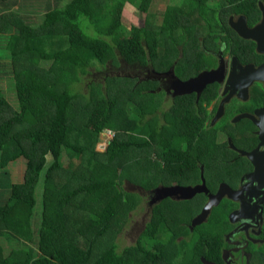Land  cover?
<instances>
[{
	"label": "trees",
	"instance_id": "1",
	"mask_svg": "<svg viewBox=\"0 0 264 264\" xmlns=\"http://www.w3.org/2000/svg\"><path fill=\"white\" fill-rule=\"evenodd\" d=\"M152 1L0 0V97L6 82L15 95V102L0 108V264H205L210 259L227 214L217 207L207 224L193 228L203 194L160 200L136 242L122 249L118 244L143 205L141 195L124 189L126 182L144 191L204 179L217 187L224 169L215 167L216 156L227 158L224 147L203 132L202 140L215 148L206 158L198 145L194 153L189 150L201 139V101L175 99L161 109L158 95L147 91L156 81L140 74L91 81L86 93L78 84L96 65L120 68L124 62L160 71L194 63L198 68L201 39L207 44L213 38L217 20L239 5L248 10L252 3V12L257 0H180L177 12L169 10L161 24L148 14ZM124 5L147 14L145 24L127 30ZM104 130L114 137L99 151ZM22 158L23 181L2 184L9 164ZM261 255L252 264H264V250Z\"/></svg>",
	"mask_w": 264,
	"mask_h": 264
},
{
	"label": "flooded vegetation",
	"instance_id": "2",
	"mask_svg": "<svg viewBox=\"0 0 264 264\" xmlns=\"http://www.w3.org/2000/svg\"><path fill=\"white\" fill-rule=\"evenodd\" d=\"M248 6L251 9L252 3ZM250 9L239 5L238 11L226 16L225 20H217L219 26L213 31V38L210 37L207 44L201 39L197 52L201 59L196 61L198 68L194 63L192 66L185 64L184 69L173 64L160 71L146 67L144 73L139 72L142 79L156 81L147 91L158 95L161 109L169 108L175 99L195 97L197 103L201 101L197 107L202 111L203 130L200 131L201 139L197 137L193 141L190 151L194 153L198 145L200 154L206 158L208 151L215 148V144H205L203 132L211 138L214 136L217 145L226 151L227 158L216 156L215 167L224 169L216 188L208 186L206 179L188 185L175 183L171 186L195 187L204 182L208 192L189 199L181 198L180 194L164 198L187 201L205 195L204 206L192 219L193 228L207 224L215 209L224 207L227 218L220 224L217 246H212L211 257L206 260L209 264H252L261 259L264 250V0H257L254 10L250 12ZM172 67L181 80L205 71L217 70L219 74L206 85L198 84L192 90L181 91L167 74ZM154 72L159 74L158 79L153 76ZM163 120L161 117V122ZM214 128L215 133L210 134ZM197 165L200 169L205 167L202 161ZM222 185L236 190V198L226 192L211 205L206 220L194 225L205 206L214 202ZM160 199L163 196L155 194L152 203Z\"/></svg>",
	"mask_w": 264,
	"mask_h": 264
},
{
	"label": "rangeland",
	"instance_id": "3",
	"mask_svg": "<svg viewBox=\"0 0 264 264\" xmlns=\"http://www.w3.org/2000/svg\"><path fill=\"white\" fill-rule=\"evenodd\" d=\"M70 0H62L63 3H66ZM219 0H211V4L217 3ZM180 0H153L149 9L148 14H151V20L155 24H161L166 18L169 10H171L172 14L176 13L180 4ZM39 8H37L36 12ZM43 12V11H42ZM147 14H142L135 6L124 5L122 7V23L127 30H130L132 27H140L145 24ZM174 15L170 17L172 20ZM150 35V34H149ZM122 62V61H121ZM146 71V67L140 65L134 66H126L124 62H122V66L120 68H115L112 65L108 64L106 68H101V66L96 65L91 68L89 73L83 76L82 81L78 84V90L82 92L88 91V85L93 82H103V79L106 76L112 75H137L139 72L144 73ZM6 87L5 97H0V108L9 104V102H15L14 91L9 85V82L4 84ZM8 85V88H7ZM10 87V88H9ZM105 131V130H104ZM107 133L108 138H112V134ZM106 139L103 142L98 143L97 149L99 151H103L105 148ZM50 159V156H49ZM10 175L9 178L12 181H20L24 177L25 172V160L19 159L15 162V164L10 165ZM124 189L129 192L138 193L143 197V205L141 209L139 208L131 215V221L126 226L122 234L118 237V244L120 249L130 246L134 244L142 232L143 228L147 224L150 218L151 208L155 203H152V199L155 194L153 192H146L139 187H134L130 183L126 182L123 185ZM10 247V246H8Z\"/></svg>",
	"mask_w": 264,
	"mask_h": 264
},
{
	"label": "water",
	"instance_id": "4",
	"mask_svg": "<svg viewBox=\"0 0 264 264\" xmlns=\"http://www.w3.org/2000/svg\"><path fill=\"white\" fill-rule=\"evenodd\" d=\"M172 79L173 82L179 86L181 91H189L195 88L196 85L202 84L206 85L208 82H211L214 80L215 76L218 73L217 70L215 71H205L197 75L196 77L189 78L187 80H181L175 73L174 67H172L169 70V73H167ZM153 76L158 79L159 74L154 72ZM201 90L200 88H198ZM205 192L207 193L208 190L203 182L202 185L195 186V187H182V186H170V187H159L153 191L154 194L163 196L164 198L172 197L174 195L180 194L181 198L183 199H189L195 196L198 193ZM228 193L229 196L232 198H236V190L232 189L229 185H222L218 193L215 195L216 199L214 202H211L209 205L205 206L201 214L195 219L194 225L201 224L206 220L207 215L210 211L211 205L221 199V197ZM162 200V199H160ZM205 264H209L207 261H205Z\"/></svg>",
	"mask_w": 264,
	"mask_h": 264
},
{
	"label": "crops",
	"instance_id": "5",
	"mask_svg": "<svg viewBox=\"0 0 264 264\" xmlns=\"http://www.w3.org/2000/svg\"><path fill=\"white\" fill-rule=\"evenodd\" d=\"M106 132H107V130L103 131V133L101 134L99 143L102 142V141H103V142L105 141V139H106V137H107V136H106V135H107ZM111 137L113 138L114 136H111ZM112 138H108V139H106V143H105V148H104V150L106 149L108 142H109ZM97 145H98V144H97ZM12 164H15V162H12V163L9 164V166H8V169H9V170L11 169L10 165H12ZM10 173H11V172H9V175H10ZM9 175H8V180H4V181L2 182V184L22 182L23 179H24V177H23L22 180H20V181H15V182H14V181L10 180ZM0 187H1V185H0ZM0 189H1V188H0ZM38 192H40V191H38ZM38 198H40V197L38 196ZM1 200H2V198L0 199V201H1ZM10 241H12V240H10Z\"/></svg>",
	"mask_w": 264,
	"mask_h": 264
},
{
	"label": "built area",
	"instance_id": "6",
	"mask_svg": "<svg viewBox=\"0 0 264 264\" xmlns=\"http://www.w3.org/2000/svg\"><path fill=\"white\" fill-rule=\"evenodd\" d=\"M107 132H109L110 134H112V136H114V133L110 130H107Z\"/></svg>",
	"mask_w": 264,
	"mask_h": 264
}]
</instances>
